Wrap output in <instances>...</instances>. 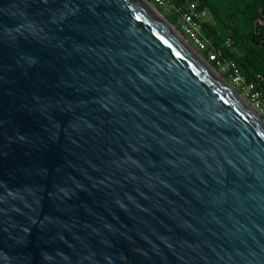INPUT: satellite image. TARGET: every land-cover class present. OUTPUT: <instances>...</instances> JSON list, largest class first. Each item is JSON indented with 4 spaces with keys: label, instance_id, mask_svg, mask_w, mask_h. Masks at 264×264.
Masks as SVG:
<instances>
[{
    "label": "water",
    "instance_id": "1",
    "mask_svg": "<svg viewBox=\"0 0 264 264\" xmlns=\"http://www.w3.org/2000/svg\"><path fill=\"white\" fill-rule=\"evenodd\" d=\"M0 264H264V120L147 0H0Z\"/></svg>",
    "mask_w": 264,
    "mask_h": 264
},
{
    "label": "trees",
    "instance_id": "2",
    "mask_svg": "<svg viewBox=\"0 0 264 264\" xmlns=\"http://www.w3.org/2000/svg\"><path fill=\"white\" fill-rule=\"evenodd\" d=\"M152 2L157 9L164 10L163 4ZM198 9L206 8L212 21L203 23V31L211 44L206 50L194 49L217 70L214 62L208 60L209 49H220L226 57L235 60L240 73L248 82L253 83V89L259 91L261 108L264 111V24L254 22L264 19V0H194ZM168 10H164L166 20L175 26L182 35L184 33L178 24L179 13L176 7H181L185 0H164ZM185 36V35H184ZM226 40L230 45H226ZM220 75L228 81L225 73ZM238 93L242 89L236 87ZM263 118V113L260 114ZM264 119V118H263Z\"/></svg>",
    "mask_w": 264,
    "mask_h": 264
},
{
    "label": "built area",
    "instance_id": "3",
    "mask_svg": "<svg viewBox=\"0 0 264 264\" xmlns=\"http://www.w3.org/2000/svg\"><path fill=\"white\" fill-rule=\"evenodd\" d=\"M155 1L159 4H163V6L165 5L164 0ZM175 9L179 13L178 24L180 29L188 39L189 43L198 49H208L211 42L203 31V23L212 21V17L208 10L206 8L198 9L194 0H185L182 8L176 7ZM226 45H230L229 40H226ZM208 60H212L214 62L219 73H225L228 76V81L231 85L241 88L242 91L244 90L246 95L256 102V105L261 110L259 114L263 113L264 115V111L261 108L259 91L254 90L253 83L248 82L240 73L235 60L226 57L222 54L220 49H209Z\"/></svg>",
    "mask_w": 264,
    "mask_h": 264
},
{
    "label": "rangeland",
    "instance_id": "4",
    "mask_svg": "<svg viewBox=\"0 0 264 264\" xmlns=\"http://www.w3.org/2000/svg\"><path fill=\"white\" fill-rule=\"evenodd\" d=\"M149 2V4L154 8V9H156V11L162 16V17H164L165 18V16H164V10L165 11H167L168 10V7L167 6H163V9L164 10H160V9H157L156 8V6L152 3V2H150V1H148ZM166 19V18H165ZM173 27L175 28V26L173 25ZM182 35V34H181ZM183 37H184V39H186V41H188V39L184 36V35H182ZM189 42V41H188ZM228 83H229V81H228ZM230 84V83H229ZM231 85V84H230ZM232 87H233V89H235V90H237L236 89V86H233V85H231ZM240 94V96L247 102V104L250 106V108L257 114V115H259L260 117H261V115L259 114V112H261V110L259 109V107L256 105V102L253 100V99H251L249 96H247L246 95V92L243 90L241 93H239ZM262 118V117H261Z\"/></svg>",
    "mask_w": 264,
    "mask_h": 264
}]
</instances>
